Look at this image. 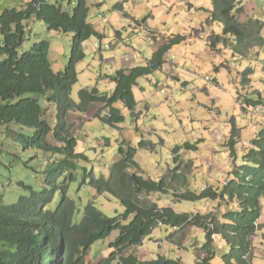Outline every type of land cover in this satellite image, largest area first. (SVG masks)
<instances>
[{
    "label": "rangeland",
    "instance_id": "rangeland-1",
    "mask_svg": "<svg viewBox=\"0 0 264 264\" xmlns=\"http://www.w3.org/2000/svg\"><path fill=\"white\" fill-rule=\"evenodd\" d=\"M30 1L0 0V14L6 9L20 10ZM86 1L89 8L87 22L103 37V45L109 44L112 49L96 52L94 45L98 39L94 37L83 44L85 57L76 66L77 83L71 92L75 102H78V92L83 89L97 88L102 95L111 94L115 85L106 77L114 76L118 69L145 66L169 39L183 37L184 40L168 51L161 70L139 79L133 87L134 116L118 104L124 122L111 127L102 119L94 118L99 110L101 117L107 114L100 104H94L84 118H81L83 114H70L69 135L77 142L75 154L83 156L75 162L74 180L68 193L77 207L73 222L80 223L85 207L91 202L107 217L123 212L116 199L107 194L99 195L89 183L92 177L107 178L112 165L121 159L120 152L129 148L136 150L134 161L139 168L135 171L148 180L164 178L168 187L165 195L140 194L141 206L155 204L158 208H172L177 213L214 212L218 206L216 202H182L174 194L186 191L198 194L207 187L221 188L230 178L234 166L241 165V155L250 149L251 141L259 132H264V104L255 110L244 108L247 98L264 101V50L254 48L247 55L251 58L246 59L233 56L230 48L222 44L212 51L208 39L211 35L222 36L223 27L208 22L211 0ZM236 1L244 10L239 17L241 22L250 19L264 22V0ZM118 4L123 5L122 12L115 9ZM98 15L106 17L108 23H103ZM262 36L264 38V29ZM71 39V34L48 31L43 23L36 22L28 30L18 53L47 41L51 69L61 73L69 62ZM257 51L261 53L258 62L253 56ZM122 59L123 67L119 63ZM249 67L254 71L252 82L242 87L241 75ZM54 111L50 105L44 115L52 126ZM233 118L240 129L235 161L225 147ZM32 132L15 124L0 129V193L4 195V204H13L19 197L29 196L26 188L39 193L44 181L62 169V156L23 148L18 134L31 137ZM51 142L49 140L50 144L58 145ZM141 142H145L146 147H141ZM184 144L197 149L181 150L180 161L174 162L173 148ZM67 176L68 172L61 180ZM58 203L57 195L52 206ZM257 225L259 229L251 241L253 248L249 262L264 264V199H261V218ZM200 231L191 227L175 231L160 226L140 247L128 248L123 255H134L142 264L159 258L195 264L200 255L198 248L205 239ZM117 235L114 232L93 245L85 263L98 264L108 258L114 251L109 244ZM218 241L212 264H223L222 256L228 251L226 247H218Z\"/></svg>",
    "mask_w": 264,
    "mask_h": 264
},
{
    "label": "trees",
    "instance_id": "trees-1",
    "mask_svg": "<svg viewBox=\"0 0 264 264\" xmlns=\"http://www.w3.org/2000/svg\"><path fill=\"white\" fill-rule=\"evenodd\" d=\"M211 5L208 22L223 27L222 36L211 35L208 39L212 51L218 50L222 44L230 48L233 56L246 59L251 58L247 55L252 49L264 50V22L252 19L241 22L239 17L244 10L236 0H211ZM115 9L122 12L123 5L118 4ZM88 13L86 0H31L20 10L6 9L0 14V129L12 124L28 128L33 131L31 137L18 134L24 149L62 156L61 171L48 177L39 193L26 188L30 195L19 197L13 204H4V195L0 193V264H86L85 258L91 247L114 232L118 235L109 244L114 251L98 264H142L136 256L125 257L123 252L131 247H140L160 226L175 231L187 227L202 231L205 239L202 247L198 248L200 255L195 264H212L215 238H220L228 249L222 256L223 264H251V241L259 229L261 199H264L263 131L251 141L250 149L241 155V165L234 166L230 178L221 188L207 187L198 194L190 191L174 194L182 202H216L218 206L214 212L177 213L172 208H158L155 204L141 206L140 194L165 195L168 187L164 178L148 180L137 173L136 150L129 148L120 152L121 159L112 165L107 178L92 177L89 183L99 195L107 194L116 199L123 212L107 217L91 202L85 207L80 223L73 222L77 207L68 193L74 180L75 162L83 156L75 154L77 142L69 135V115H84L92 104H100L107 114L101 117L99 110L94 118L115 127L124 122V115L117 107L121 104L134 116L133 87L139 79L161 70L168 51L184 40L183 37L169 39L145 66L117 70L114 76L107 77L115 83L111 94L102 95L97 88L83 89L78 92V102H75L71 92L77 83L76 66L85 57L83 44L93 37L101 38L87 22ZM36 22L43 23L48 31L71 34L70 58L63 72L55 73L51 69L48 60L50 44L47 41L33 44L29 50L18 53L26 41L28 30ZM260 54L257 51L253 56L260 59ZM253 74V69L247 68L241 75L240 85L250 84ZM261 104L264 101L259 98H247L244 108L255 110ZM50 105L55 110L53 126L44 118ZM229 127L225 147L235 161L240 129L234 118ZM49 140L58 145L50 144ZM140 144L146 147L145 142ZM196 149V146L188 144L175 146L174 162L180 161L181 150ZM67 172L68 176L61 180ZM57 195L59 203L52 206ZM144 264L183 263L180 259L159 258Z\"/></svg>",
    "mask_w": 264,
    "mask_h": 264
},
{
    "label": "clouds",
    "instance_id": "clouds-1",
    "mask_svg": "<svg viewBox=\"0 0 264 264\" xmlns=\"http://www.w3.org/2000/svg\"><path fill=\"white\" fill-rule=\"evenodd\" d=\"M98 18L101 19V20L103 21V23H108V20L106 19V17H102V15H98ZM104 19H106L107 21L105 22ZM102 38H103V37L101 36V38L98 39V42L101 43V45L103 46ZM106 45H109V44H106ZM109 46H110L109 49H104V48H102V49H99V50H96V49H95V51H96V52H99V53L102 52V51H109V50L112 49V46H111V45H109ZM110 77H111V76H110ZM105 79H108V78L106 77ZM112 82H113V81H112ZM92 105H94V104H92ZM53 109H54V107H53ZM256 109H257V108H256ZM84 115H85V114H84ZM69 116H70V115H69Z\"/></svg>",
    "mask_w": 264,
    "mask_h": 264
},
{
    "label": "crops",
    "instance_id": "crops-1",
    "mask_svg": "<svg viewBox=\"0 0 264 264\" xmlns=\"http://www.w3.org/2000/svg\"><path fill=\"white\" fill-rule=\"evenodd\" d=\"M47 1H52V0H47ZM116 38H118L117 37V35H116ZM119 63H121V66L124 64V60L122 59L121 60V62H119ZM123 67V66H122ZM124 69V68H123ZM119 70V69H118ZM120 70H122V69H120ZM112 81V80H111ZM114 83V82H113ZM114 85H115V83H114ZM94 105H91L90 107H89V109H88V111H87V113L85 114V115H83L81 118H84V116H86V115H88V113H90V110L92 109V107H93ZM89 117H91V115L89 116ZM200 233H201V231H200ZM219 240V241H218ZM220 242V238H217V240L215 241V242ZM218 247H222V248H225V245H224V243L223 242H220L219 244H218Z\"/></svg>",
    "mask_w": 264,
    "mask_h": 264
},
{
    "label": "built area",
    "instance_id": "built-area-1",
    "mask_svg": "<svg viewBox=\"0 0 264 264\" xmlns=\"http://www.w3.org/2000/svg\"><path fill=\"white\" fill-rule=\"evenodd\" d=\"M104 21L106 22L107 20L106 19H104ZM109 45H101V43H95V45H94V48L96 49V50H99V49H102V48H104V49H109Z\"/></svg>",
    "mask_w": 264,
    "mask_h": 264
}]
</instances>
